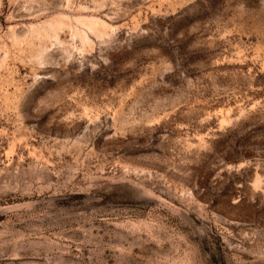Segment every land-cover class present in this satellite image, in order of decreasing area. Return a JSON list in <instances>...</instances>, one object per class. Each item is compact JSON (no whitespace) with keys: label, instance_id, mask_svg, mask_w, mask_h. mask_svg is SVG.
<instances>
[{"label":"rangeland","instance_id":"rangeland-1","mask_svg":"<svg viewBox=\"0 0 264 264\" xmlns=\"http://www.w3.org/2000/svg\"><path fill=\"white\" fill-rule=\"evenodd\" d=\"M0 264H264V0H0Z\"/></svg>","mask_w":264,"mask_h":264},{"label":"bare ground","instance_id":"bare-ground-1","mask_svg":"<svg viewBox=\"0 0 264 264\" xmlns=\"http://www.w3.org/2000/svg\"><path fill=\"white\" fill-rule=\"evenodd\" d=\"M15 142V141H14ZM14 145V144H13ZM12 152V151H11Z\"/></svg>","mask_w":264,"mask_h":264}]
</instances>
